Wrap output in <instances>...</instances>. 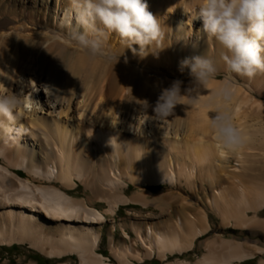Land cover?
<instances>
[{
	"label": "bare ground",
	"instance_id": "6f19581e",
	"mask_svg": "<svg viewBox=\"0 0 264 264\" xmlns=\"http://www.w3.org/2000/svg\"><path fill=\"white\" fill-rule=\"evenodd\" d=\"M52 1L0 0V41L17 46L0 66V94L20 96L16 123L0 127V246L29 245L58 259L78 255L79 264H115L99 251L104 232L98 226L122 205L139 203L161 206L167 210L166 219L143 222V226L133 221L136 240L131 244L125 241L117 246L111 232L112 255L119 264H146L154 258L166 264H242L264 254L263 247L253 250L246 241L226 238L220 231L205 240L206 253L195 263L170 259L194 250L197 241L210 233L212 211L227 228L264 231L261 176L240 175L251 172L248 156L254 153L253 148L245 152L244 143L255 141L254 132L260 131V124L264 127V73L249 80L225 72L222 49L214 39H207L202 20L195 18L199 0H144L163 29L162 49L149 50L141 58L124 48L118 36L108 34L104 49L108 56L120 57L117 63L106 57L89 59L71 38L70 0H56L55 5ZM58 14L63 15L61 22ZM28 41L33 42L29 59L22 62L21 48ZM133 47L138 51V45ZM70 51L79 52L80 58L71 59L59 93L53 67L47 70L43 58ZM204 54L215 61L218 73L197 103L184 99L175 107L178 125L171 122L156 131L152 114L139 124L138 115L129 117L131 106L142 111L145 101L156 97L161 75L163 85L169 87L174 81L171 76L182 77L181 60ZM27 72L34 76L28 77ZM226 85L233 90L228 102L214 95ZM189 86L190 82L182 84V94ZM217 110L228 111L243 134L238 149L219 145L210 126ZM19 125L22 134L16 130ZM182 136L198 137L199 148ZM233 154L239 157L235 168ZM80 183L91 195L77 198L69 192ZM130 183L166 184L171 189L187 186L208 208L194 210L191 201L178 206L185 197L175 191L154 200L151 187L130 196L126 190ZM97 201L107 202L108 207L98 208ZM139 244L144 251L136 248Z\"/></svg>",
	"mask_w": 264,
	"mask_h": 264
},
{
	"label": "clouds",
	"instance_id": "9594fccd",
	"mask_svg": "<svg viewBox=\"0 0 264 264\" xmlns=\"http://www.w3.org/2000/svg\"><path fill=\"white\" fill-rule=\"evenodd\" d=\"M196 9L195 18L202 20L207 39H214L222 49L220 59L226 73L249 80L264 73V0H199ZM68 15L72 40L91 60L106 57L118 62L119 57L105 52L104 38L108 34L118 36L124 48L141 58L149 50L162 49L163 29L144 0H70ZM134 45L139 46L138 51ZM185 69L189 70L190 86L184 94L180 80L163 88L153 108L155 118L174 115L175 107L184 99L197 103L201 92L207 90L218 73L215 61L205 54L181 60L179 70ZM232 94L228 85L214 93L224 102H228ZM19 101L20 96L13 93L0 94V127L9 128L16 123L15 109ZM145 104L148 107L146 101ZM215 113L214 118L209 119L219 145L226 150L241 147L244 137L233 124L231 114L226 110ZM16 130L22 134L23 125Z\"/></svg>",
	"mask_w": 264,
	"mask_h": 264
},
{
	"label": "rangeland",
	"instance_id": "374dc122",
	"mask_svg": "<svg viewBox=\"0 0 264 264\" xmlns=\"http://www.w3.org/2000/svg\"><path fill=\"white\" fill-rule=\"evenodd\" d=\"M22 2H25V0H22ZM56 0H53L51 4L55 5ZM17 4H20L17 3ZM57 16V21L62 20L63 15L58 14ZM56 21V20H55ZM194 40V36H191V41ZM28 44L23 45L21 48L22 53H21V61L26 62L29 59L28 53L30 52V49L32 47V41H28ZM17 46L13 42H7L6 40H1L0 41V66L5 62L8 61L11 56L14 55L16 52ZM77 60L80 58V53L79 52H67L65 54H60L59 56H55L53 54L52 56H44L42 64L46 66L47 70H49L50 67H53L52 72H53V79L56 81L57 84V90L59 93H61L64 89V83L67 78V76L70 73L71 70V59ZM120 58V57H119ZM121 60V59H120ZM55 62V63H54ZM52 63L53 66H52ZM24 66V65H23ZM182 77L177 78L171 76L173 80H180L184 84L189 83L191 81V77L189 75V70L185 69L183 72L180 70L178 71ZM31 72H27L28 77L32 74ZM34 76V75H31ZM221 79L224 78V73L219 75ZM101 79V78H100ZM164 78L163 75H161L158 79V84H159V91L156 97H150L148 98V107L144 106V109L142 111H136L135 106H131V111H130V116L134 113L135 115H138L137 119L138 124L140 120L143 122L145 119H147L146 114H152L151 119L154 120V126L156 127V131L164 130V128H167L169 126V123H174L178 125L177 121L174 119V116H170L166 119H157L154 117L155 113L153 112V108L156 104V101L158 99V96L161 93V90L163 88H167V86H164ZM100 81V80H99ZM32 82V81H31ZM173 82V81H172ZM16 92V91H15ZM152 103V106H151ZM132 119V117H130ZM151 125L148 123L146 127ZM261 125V124H260ZM258 126L260 131L256 130L254 132V139L255 141H248L244 143L245 145L243 146V149L245 152L250 151L249 148H253L254 153L250 156H248V162L251 164L249 167L248 172L251 170V172L246 173V171H241L240 175L244 174H259L261 178L259 179L260 182H262V187L264 188V127L261 128V126ZM171 127H175L174 125H171ZM257 127V126H256ZM185 140L190 141V142H196L199 148V138L195 136H182ZM158 140L163 141V136H158ZM99 161V160H98ZM98 161L96 164H98ZM239 163V157L236 154H233V158L231 161V165L233 167H236V164ZM143 166V163H142ZM24 171V170H22ZM23 175H27V173L24 171ZM263 176V178H262ZM246 177V176H245ZM252 178V176H251ZM201 183V187H202ZM154 186V187H153ZM159 186V187H158ZM152 189L151 198L152 199H160L159 197H166L168 198L169 195L172 193V191H175V193H178L180 195V198L183 199L185 197V200L182 202L180 201V204L178 206H181V203H183L184 206L187 205V201H191L192 203L195 204L194 210L200 207H205L207 210V205L205 203V200L203 198L199 199L198 196L196 195L194 190H191L187 186H180L172 188L170 185L166 184H147L143 185L142 187H139L133 183H130L129 187H126L127 194L130 196L135 195L136 193L143 192L145 189L150 188ZM153 187V188H152ZM208 187V186H206ZM203 189V188H202ZM69 192L74 195L77 198H84L88 197V195H91V192L87 190L86 185L81 184L80 186L77 187L76 189L69 190ZM159 196V197H158ZM169 199L165 201L166 207L168 205ZM175 203H179V201H176ZM170 205V204H169ZM95 206H97L100 209H106L108 207V203L104 201H97L95 203ZM169 207V206H168ZM197 207V208H196ZM175 208H170L168 210V214L173 213ZM167 214V210L163 209L159 205H151V206H145L143 204L139 203H132L130 205H122L116 214H109L107 217V221L103 223L101 226L104 232V239L103 242L100 246L99 251L101 253H105L107 257H110L112 259V262L115 264H119V262L113 257L112 255V246H111V240H110V233L115 232V242L117 246H120L122 242L127 241V243L131 244L132 240H136V233L133 229L132 223L133 221H138L140 225H144L143 222H154L156 220H165V216ZM250 215H254V212H249ZM262 217H264V211L262 212ZM174 218L176 219L175 215ZM210 219H211V224H212V229L210 230V233L204 237H201L197 243L196 247L194 250L190 251L189 253H184L182 255H175L171 256V260L174 261L178 258L181 259H186L189 261H192L195 263L200 257H202L205 253V246L204 242L207 238L214 237L215 235L218 234V232L222 231L224 232L223 236L226 238H231V239H236L239 241H246L248 244V247L256 250L255 248L258 247H263L264 248V231L257 229V228H252V229H241V228H227L222 222L221 217L216 211H212L210 213ZM121 224H124V227L121 226ZM124 229L131 235V238H127ZM16 248H12L13 246H0V264H59L62 261H69L71 264H79V256L74 255V257H69V258H63V259H58V258H51L48 257L44 254H42L40 251L31 248L29 245H21V244H16ZM141 251H144L143 247L139 244L136 246ZM41 256H38V255ZM43 256V257H42ZM35 257H39L40 261L36 260ZM256 259H249L242 264H260L261 258L264 260V254L256 255ZM46 259H51V262L48 263ZM141 264V263H139ZM145 264V263H144ZM146 264H166V262H162L158 258H154L152 260H148Z\"/></svg>",
	"mask_w": 264,
	"mask_h": 264
},
{
	"label": "trees",
	"instance_id": "16d2710c",
	"mask_svg": "<svg viewBox=\"0 0 264 264\" xmlns=\"http://www.w3.org/2000/svg\"><path fill=\"white\" fill-rule=\"evenodd\" d=\"M153 187H154V186H153ZM153 187H152V188H153ZM158 187H159V186H158ZM16 247H17V245H14L12 248H16ZM104 254H105V253H104ZM38 256H41V255L39 254ZM42 257H43V256H42ZM35 259L38 260V261H40L39 257H35ZM45 260L48 261V263L51 262V259H46V258H45Z\"/></svg>",
	"mask_w": 264,
	"mask_h": 264
}]
</instances>
